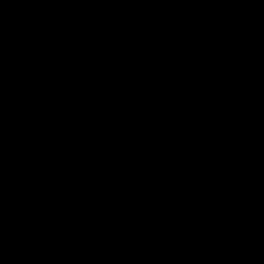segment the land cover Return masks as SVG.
<instances>
[{
    "label": "water",
    "instance_id": "water-1",
    "mask_svg": "<svg viewBox=\"0 0 264 264\" xmlns=\"http://www.w3.org/2000/svg\"><path fill=\"white\" fill-rule=\"evenodd\" d=\"M0 264H264V0H0Z\"/></svg>",
    "mask_w": 264,
    "mask_h": 264
}]
</instances>
